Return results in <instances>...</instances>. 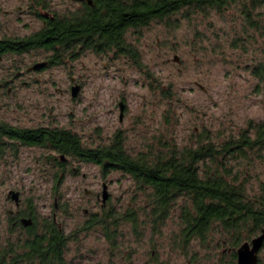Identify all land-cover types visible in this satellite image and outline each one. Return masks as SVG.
Here are the masks:
<instances>
[{"label":"rangeland","instance_id":"374dc122","mask_svg":"<svg viewBox=\"0 0 264 264\" xmlns=\"http://www.w3.org/2000/svg\"><path fill=\"white\" fill-rule=\"evenodd\" d=\"M249 5L237 1L221 10L182 9L130 29L127 39L136 47L140 65L129 55L86 49L60 63L30 69L47 61L51 51L7 53L0 59V120L20 127L66 128L89 147L108 144L118 133L132 154L166 151L171 142L183 148L238 138L264 121V79L255 73L264 64V3ZM80 8L76 0H0V37L38 31L43 26L39 13L45 10L65 15ZM251 17L261 27L253 26ZM77 84L81 89L74 97L72 87ZM255 151L233 157L227 178L260 199L264 150ZM15 152L0 156L2 227L5 231L3 219L12 207L6 200L9 189L21 190L42 216L52 214L57 198L59 220L72 234L66 264L231 261V237L219 225L204 240L182 243L186 198L177 199L165 222L154 226L147 191L139 190L123 171L104 172L93 162L69 155L57 182L60 167L53 157L60 154L54 149L21 146ZM103 183L111 195L105 210L86 193L101 192ZM105 211L119 216V223L109 222L108 229L101 223L87 226ZM130 212L138 218L137 226L125 218Z\"/></svg>","mask_w":264,"mask_h":264},{"label":"trees","instance_id":"16d2710c","mask_svg":"<svg viewBox=\"0 0 264 264\" xmlns=\"http://www.w3.org/2000/svg\"><path fill=\"white\" fill-rule=\"evenodd\" d=\"M237 1L250 4L251 8L264 3V0H99L95 7L48 20V25L32 34L19 36L17 41L13 42L12 38L4 41L0 56L42 48L51 51L45 60L47 66L91 49L98 53L115 51L129 55L139 64L137 49L127 39L130 29L145 26L155 19L163 20L182 9L221 10ZM250 21L253 26H260L252 17ZM255 73L264 79V64L258 65ZM2 137L41 144L58 152L60 156L53 157L56 166L60 167L57 182L63 177L69 155L93 162L104 172L123 171L133 178L139 190L147 191L154 226L165 222L177 199L186 198L182 207L184 226L181 239L184 245L194 238L206 239L211 229L219 225L230 235L232 246H237L264 226V204L259 203L262 198L250 196L244 184L227 178L231 175L228 164L233 157L264 150V121L252 126V131H244L238 138L221 145L208 141L178 148L171 142L166 144V151L138 154L126 150L124 139L118 133L108 144L89 147L82 144L78 134L66 128L40 126L29 129L0 121ZM61 155L66 159L62 160ZM118 218L105 211L98 218H92L89 227L101 223L108 229L109 222L119 223ZM125 218L134 226L138 225L134 213H128ZM51 234L50 240L44 241L46 244L37 239L35 248L50 249L60 259L66 239L57 228H52ZM107 238L113 240V235L108 232Z\"/></svg>","mask_w":264,"mask_h":264},{"label":"flooded vegetation","instance_id":"af4514ba","mask_svg":"<svg viewBox=\"0 0 264 264\" xmlns=\"http://www.w3.org/2000/svg\"><path fill=\"white\" fill-rule=\"evenodd\" d=\"M80 3L81 8L77 11H82L86 7H95L99 0H76ZM39 15L43 18V26L48 25V20L53 21L58 16L62 15L56 14L51 10H45L44 13H39ZM42 26V27H43ZM34 33V32H33ZM18 35L12 36H1L0 37V46L4 41L12 40L17 41ZM12 42V43H13ZM9 44V43H7ZM13 53V52H12ZM3 55L0 56L2 59ZM30 68V67H29ZM1 121V120H0ZM3 121H1L2 123ZM7 123V122H3ZM8 125H12L7 123ZM16 127H20L17 125H13ZM40 127V126H38ZM21 128H35V127H22ZM2 142V143H1ZM0 156L3 154L15 155V151L19 149V147H42L49 149L44 145H37L33 143L25 142L22 139H15L10 137H2L0 138ZM62 159V158H61ZM102 191H93L86 190V193L90 195V197H95L96 205L97 202L100 203V206L105 210V207L108 205L110 200V192L108 190V186L103 183ZM106 188V190H105ZM106 191V192H105ZM106 194V199L104 201ZM259 199V198H257ZM6 200L12 202V207L7 209V215L3 219L5 220L6 229L4 231L2 225V219L0 217V264H66V254L68 252V243L72 234L66 233V227L63 224L62 220H59V211H62L60 205L58 204V200L54 203V209L50 216L41 215L38 209L35 208L31 203H27L23 198L22 192L19 189L11 188L8 190L6 194ZM259 203L264 204V197ZM85 213H89L88 209H85ZM105 213V212H104ZM103 213V214H104ZM1 215V213H0ZM90 221V220H89ZM89 221L87 226L89 227ZM54 225V227H53ZM86 226V227H87ZM52 228H57L59 231L63 233V237L66 239L65 248L61 249V258L58 259L56 254L52 252V250L47 248L36 249L35 245L37 239L44 241H49L51 238ZM264 226H262L250 239H246L242 241L237 246L229 247L228 250L231 252V261L226 262V264H236L238 260V252L237 249L239 246L245 241L251 242L254 237L262 234ZM46 244V243H44ZM257 264H264V243L262 247L258 251V261Z\"/></svg>","mask_w":264,"mask_h":264},{"label":"water","instance_id":"95a60500","mask_svg":"<svg viewBox=\"0 0 264 264\" xmlns=\"http://www.w3.org/2000/svg\"><path fill=\"white\" fill-rule=\"evenodd\" d=\"M175 59L178 60V57L175 56ZM47 64L46 61H42V62H37L34 65H32L30 67V69H39L42 68L43 66H45ZM202 88H204L202 85H200ZM81 89L80 84L74 85L72 87V96H77L79 91ZM123 106L124 103H120V107H121V114H120V119L122 120L123 117ZM62 160H65L66 157L65 155H61ZM106 190V188H105ZM106 192V191H105ZM106 199V194H105V198L104 201ZM264 243V229L262 234H260L257 237H254L251 242L249 241H245L244 243H242L239 248L237 249L238 252V260L236 264H257L258 261V251L259 249L262 247Z\"/></svg>","mask_w":264,"mask_h":264}]
</instances>
